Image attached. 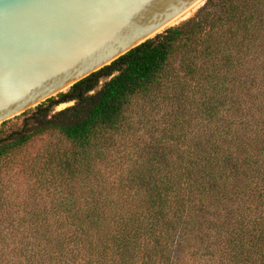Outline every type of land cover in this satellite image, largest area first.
<instances>
[{"label": "trees", "instance_id": "obj_1", "mask_svg": "<svg viewBox=\"0 0 264 264\" xmlns=\"http://www.w3.org/2000/svg\"><path fill=\"white\" fill-rule=\"evenodd\" d=\"M15 118L0 264H264V0H206Z\"/></svg>", "mask_w": 264, "mask_h": 264}, {"label": "water", "instance_id": "obj_2", "mask_svg": "<svg viewBox=\"0 0 264 264\" xmlns=\"http://www.w3.org/2000/svg\"><path fill=\"white\" fill-rule=\"evenodd\" d=\"M205 0H0V125L65 92Z\"/></svg>", "mask_w": 264, "mask_h": 264}, {"label": "rangeland", "instance_id": "obj_3", "mask_svg": "<svg viewBox=\"0 0 264 264\" xmlns=\"http://www.w3.org/2000/svg\"><path fill=\"white\" fill-rule=\"evenodd\" d=\"M205 2H206V0H205ZM205 2L202 4V6L205 4ZM197 11L198 10H196L195 12L188 15L187 17H185L184 19L180 20L179 22H177L176 24H174L172 26L178 25V24L186 21L187 19L192 17ZM174 64L177 65V60L174 61ZM73 104H74V102L63 103V104L59 105L58 107H56L55 111H60V110L65 109L69 106H72ZM22 121H23V118H14L7 124L5 129L7 131H9L10 129H16L17 127H19L22 124ZM146 124H147L146 120H142V124H140V125L137 124V127L140 129V131L145 132L147 130V128H145ZM54 140H56L55 137H51V138L43 137L41 139L34 141L31 145H29L27 147V149H25L24 155L21 153L22 155L20 157H18V159H23L24 158L23 156H25V158H29V157H33V156L37 155L38 153H40L43 150V148L45 147L47 142L54 141ZM14 166H15L14 170L10 171L9 175L5 174L4 183L7 186L8 183L10 182L13 189L20 191V193H22V195H24L25 185L22 182H25V180H26L25 175L21 171V165H18V166L14 165ZM18 182H20V184H18Z\"/></svg>", "mask_w": 264, "mask_h": 264}]
</instances>
